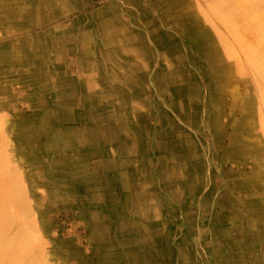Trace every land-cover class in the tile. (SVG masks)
Masks as SVG:
<instances>
[{
  "label": "bare ground",
  "instance_id": "bare-ground-1",
  "mask_svg": "<svg viewBox=\"0 0 264 264\" xmlns=\"http://www.w3.org/2000/svg\"><path fill=\"white\" fill-rule=\"evenodd\" d=\"M28 1L0 13V25L25 30L15 41L0 39V94L8 95L0 96V264H192L201 247L202 257L212 252L220 264H264V55L247 54L252 66L244 72L251 74L242 76L229 26L210 16L204 0H152L165 24L151 29L155 51L136 43L144 31L119 20L114 2L90 19L77 0H41L50 5L46 16L33 9L37 0ZM65 8L78 14L65 20ZM184 59L191 68H183ZM5 79L20 90L11 91ZM48 91L53 98L39 97ZM17 100L30 104L28 113ZM186 127L209 132L215 142L219 156L211 152L207 180L203 144L185 151L176 139ZM170 129L176 136L162 132ZM149 154L154 159L140 186L134 158L146 162ZM184 162L195 178L178 175ZM22 166L41 170L37 187L49 206L38 214ZM114 182L123 191L120 208L109 189ZM194 189L199 197L183 202ZM222 206L242 208L240 228L225 222L215 208ZM63 210L87 231L90 257L72 231L55 229L50 218ZM239 214L230 209L228 218ZM179 221L184 225L173 230Z\"/></svg>",
  "mask_w": 264,
  "mask_h": 264
},
{
  "label": "rangeland",
  "instance_id": "rangeland-1",
  "mask_svg": "<svg viewBox=\"0 0 264 264\" xmlns=\"http://www.w3.org/2000/svg\"><path fill=\"white\" fill-rule=\"evenodd\" d=\"M59 1H61V0H55L56 3ZM67 1H69L70 3L73 2L71 0H67ZM77 1L79 2L78 5L81 6L79 8L83 7L85 9L84 11L89 15L87 17V15L85 14V18L87 17L90 19L95 15V11L96 12L101 11V10L102 11H109L108 10L109 6H111V3L114 2L119 7L118 10L116 11L118 13L119 20L122 19L126 25H128L129 27L132 28L131 31H133V32H136L138 30L144 31L146 39L142 40V42H140L139 39H137L136 43H139V45L142 46L143 49L148 50L149 48H152V50L155 51L154 44H151V42L149 41L151 29L154 28V26L156 24L161 25L163 27L165 24H163V22H162L164 15L162 16L159 8L154 3V1H152V0H124V1L123 0H77ZM128 1H135L136 3L134 5H131L128 3ZM201 1H203V0H201ZM204 1H206L205 7L208 8L210 16H212L216 19H218L217 17L223 19L225 21V23H227L226 26H229L227 31H228L229 35L231 36L232 45H233V47L237 53L235 60L237 61L238 71L240 72V74L242 76L245 74L250 75L251 72L250 73L244 72V71H246V69H248L250 66H252L250 61H249V58H248V55L251 54L250 52L264 55V0H214L215 2L212 4H208V2H209L208 0H204ZM28 3H29L28 0H7V1L6 0H0V8H2V12H0V13H4V8L14 9L15 7L22 6L23 4H24V6H26V4H27V6H29ZM78 5L75 4L74 7L76 9H78ZM38 7L41 8L43 15L46 16V14H48L50 5L41 4V0H37V3L33 7V9L37 10ZM122 8L125 9L123 11V13H121ZM63 13L66 14L63 17V19H65V20H69L71 17L78 14L75 12L76 14L68 15L70 13L67 12L66 8L63 10ZM19 19H20V16H17L16 20H19ZM251 20H252L251 26H253V24H256L257 25L256 28L252 29V27L248 25V23H251ZM259 22H261V25H258ZM53 25L54 26L59 25L58 21H54ZM35 26H38V28H39L40 25L35 24ZM236 26H238V27H236ZM246 26H249L252 30L247 28ZM60 27H61V25H60ZM60 27H56V28H59V30H60ZM4 28H5V26H4ZM240 30H241V32H240ZM257 30H259V32H257ZM24 32H25V30H21V29H13V30L1 29L0 30V39L1 40H14L15 41V40L21 38V36L24 34ZM27 33L31 35L33 32H27ZM245 35L248 37H246ZM252 39H254V40L252 41ZM145 43H147V44H145ZM29 48H31V47H29ZM127 48L129 49V47H127ZM243 49H245V50H243ZM261 50H263V51H261ZM239 52H240V54H239ZM242 54H243V56H244V54L246 56L242 57ZM144 57H147L146 54L143 55V58ZM245 57H247V59ZM185 59L183 62L184 63L183 68L184 69L191 68V66L186 62L187 60H185ZM245 59L247 62L244 61ZM17 61L21 62V59H17ZM157 61H158V59L157 58L155 59V57H154V62L156 63V65L158 64ZM172 62L174 64L176 63V62H174V60H172ZM26 64L28 66H31V63H29V62ZM183 68H181V69H183ZM184 73L187 74V71ZM72 76L71 77L73 79H78V77H80V74L75 72L72 74ZM3 82L5 85L8 86V88L11 91L17 92L20 90L21 85L20 84L15 85L14 82L11 81L10 79L9 80L5 79V80H3ZM52 82L53 81L51 79L48 81L50 86H52V84H51ZM157 86L159 87V85H157ZM14 88H16V89H14ZM156 88H157L156 86L152 87V94H153L155 102L157 103L159 100H158V96H157L158 93H156ZM50 94H52L51 91H48V94H43V95L39 94V97L40 98H42V97L53 98L52 96H50ZM170 94H171L170 91H166L165 99H169ZM0 96H2L3 99L8 98V95H6V94H0ZM20 97H22V96H20ZM160 100H162V99H160ZM14 103H15V105H17V108L19 110H21L22 113H24V114L28 113L27 108H30V104H28L27 101L17 100ZM168 109L170 110V111H168L169 113H173V111L171 110L170 107H168ZM11 112L7 111L5 113L8 114V116L11 119L12 118L14 119L15 112H12V113ZM177 118H179V117H177ZM182 123L184 124V122H182ZM160 130H161V128H160ZM185 130H186V132L181 133L180 134L181 136L179 135L178 137L175 135L174 129L163 130L162 132L166 136H174L175 135L176 139H178V141H181L183 143V147H184L185 151H189V149H190L189 147H191L192 144H194V143L197 145L198 148L203 144L202 147H204V148H202V149L205 151V157L208 155L206 158L204 157V159H203V162L206 166L207 172H205V174L202 173L201 175H202V177H204L205 180H207L210 172H213V171L209 172L211 156H213L212 153L216 156H219L217 154L218 152L214 153L216 151L215 142L212 140V137L210 136L211 134L209 132L204 134L202 132V130L200 131V130L194 129V131H193V128L191 130V128H188V127H186ZM1 132H4V130H2ZM191 136L194 138V140H191V138H189ZM154 138H155V134L152 135V137H150V138L147 137V139H145V140H147L148 143L152 144V142H154ZM190 140L193 142L190 143L189 142ZM209 140H211V141H209ZM225 142H226V140H225ZM12 144L14 145V143H12ZM220 154H223V153L220 152ZM150 156L152 157L153 155L149 154L146 162H144V157H141V155H137L134 158V162L135 161L136 162L135 163L133 162V165L136 166V170H138L137 172L139 175V179L137 178L136 182H140L141 183L140 186L146 185V183H147L145 180V177L147 176V171H145V164H147V161L154 159V156L152 158ZM17 158L23 163H25V161H26L25 158H21L19 156H17ZM180 159L182 161H184L183 157H181ZM154 162L155 161L153 160L152 163L154 164ZM189 163H191V161ZM189 163L184 162L183 163V165L185 164L184 166L183 165H180L181 167L179 166L178 170L176 171L179 176H182V175L186 174V172H187V173H191V176H194L193 178H195V175L197 172H195V169H192V167ZM228 165L230 166L231 163H229ZM22 168H23L22 170H24V172H23L24 180L27 182L28 186H30L29 191L31 192V194L29 196V198H30L29 202H30V204L35 205L34 208H35V210H37L35 212V214H38V211L43 210L49 206L48 202H47L46 192H45L46 190H44V188H42L41 186L37 187V184H39L42 181L41 170L38 168H28V169L26 168L25 169L23 166H22ZM154 169H155V167H154ZM217 169H219V167H217ZM154 173H155V171H154ZM173 173L174 172H171V174H173ZM214 173H216V172H214ZM144 174H145V176H144ZM124 176H126V175H124ZM126 177L128 178V176H126ZM175 178L176 177H174L173 179H175ZM196 182H197V180L195 181V183ZM216 186H217V188H219L221 186V184L218 183ZM109 189H110V192L116 198V202H115L116 206L118 205V207H119V203L122 202V201L120 202L119 200L121 198L123 199V197L121 196L123 191L120 190L121 185L119 184V182H117V183L114 182V183H111L109 185ZM194 191L189 196H188V194L191 192L187 193V195H183V198H184L183 202H187L185 200H189V197H191L193 194H194V196H193L194 198L199 197L198 191H196V189H194ZM220 191L221 190H218L219 193H220ZM84 192H85L84 190H79L78 195H82V194H84ZM227 203H229V202L227 201ZM193 206L195 207L196 216H197V218H195V220H194V223L197 224V221L199 220V216H200L199 212H198L200 210V208H199L200 206L198 203L193 204ZM210 207L212 210L214 209L213 203L210 204ZM215 208H216V211H221V214L223 215L225 222H227V224L232 223V225H238L239 226L241 223H244L246 221V219L243 218V210L241 207L234 206V207L230 208L227 206H222V207H215ZM230 209L235 210L236 212L240 213L239 214L240 217H238L237 220L231 219V221H230V219L228 218V216L230 215ZM62 212H64V213H62ZM70 216H71V214L69 211L67 212V211L63 210V211H61V213L55 214V216L54 215L51 216L50 220L52 219L51 222L55 221L54 222L55 223V229H57L59 232H61L60 225L63 226L64 231L65 230L72 231L74 234L73 236L74 237L76 236V238H78V246L80 248L85 249L84 250L85 252L88 251V254L90 257L92 254V249H91L92 243L90 242V240H88L89 237H88L87 231L84 229V226H78L77 227L76 223L72 219H70ZM182 225H184V222H182V221L174 222L173 230L180 229ZM238 228H240V226ZM170 244H171L170 247L172 246L173 249H175L177 246L174 239H172V241H170ZM203 250L204 249L202 247L199 248L200 254H194L193 256H191L192 259L189 260L188 262L191 261L192 264H215V263L220 264L218 262H215L216 258L212 252L210 254H208L207 256L204 255L202 257L201 253L203 252ZM56 258L63 261L61 258H59V256H57Z\"/></svg>",
  "mask_w": 264,
  "mask_h": 264
},
{
  "label": "crops",
  "instance_id": "crops-1",
  "mask_svg": "<svg viewBox=\"0 0 264 264\" xmlns=\"http://www.w3.org/2000/svg\"><path fill=\"white\" fill-rule=\"evenodd\" d=\"M1 27H0V30L1 29H10V30H13V28H14V26H12V25H4L5 26V28H4V26H2V25H0ZM7 26V27H6ZM193 131H194V128H193Z\"/></svg>",
  "mask_w": 264,
  "mask_h": 264
}]
</instances>
